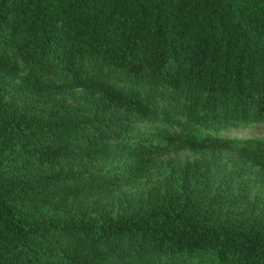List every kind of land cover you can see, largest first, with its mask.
I'll return each instance as SVG.
<instances>
[{
  "label": "trees",
  "instance_id": "obj_1",
  "mask_svg": "<svg viewBox=\"0 0 264 264\" xmlns=\"http://www.w3.org/2000/svg\"><path fill=\"white\" fill-rule=\"evenodd\" d=\"M3 45L30 77L19 83L0 52V264H264V221H217L225 201L209 185L100 221L55 202L56 179L33 183L61 160L90 167L131 151L143 162L186 148L237 151L264 177V143L216 133L240 116L264 122V0H0ZM107 66L206 96L204 124L108 83ZM71 86L86 90L87 103L56 97Z\"/></svg>",
  "mask_w": 264,
  "mask_h": 264
},
{
  "label": "rangeland",
  "instance_id": "obj_2",
  "mask_svg": "<svg viewBox=\"0 0 264 264\" xmlns=\"http://www.w3.org/2000/svg\"><path fill=\"white\" fill-rule=\"evenodd\" d=\"M0 52L10 60L12 70L17 71V81L22 83L30 77L26 64L13 50L0 46ZM97 71L96 68H91ZM103 78L121 89H135L150 105L168 106L174 119L182 120L200 127L204 124L209 110L206 108V96L199 100L188 87L174 92L153 84L150 80L137 81L126 73L105 67ZM87 92L83 88L65 87L56 97L66 104L78 106L87 103ZM31 98L25 94L24 100ZM223 113L224 110H220ZM228 122L219 129L220 136L250 137L258 143H264V122L254 118L246 120L243 116ZM176 125L170 126L178 130ZM139 129L149 130L144 122L136 123ZM205 131L206 128H204ZM214 131V130H212ZM257 144L253 147L256 151ZM137 158L131 151H119L102 162L90 167L72 166L66 160L56 168L65 178L57 179L55 171H43L37 174L34 184L56 179L58 186L53 199L57 203L71 205L80 211L102 221L107 213L113 218L130 213L137 214L151 209L154 200L162 195L181 191L185 200L195 189L209 185L212 196L223 200L225 204L217 221L233 222L239 220L253 222L260 218L264 221V177L259 173V166L253 161L239 160L237 151L220 148H186L177 152ZM142 164L144 175L137 174V167ZM212 175L204 181L202 175ZM107 178L99 184L90 183L95 176ZM109 179V180H108ZM191 187L189 192L185 188ZM66 237V236H65ZM197 256H202L197 253Z\"/></svg>",
  "mask_w": 264,
  "mask_h": 264
}]
</instances>
